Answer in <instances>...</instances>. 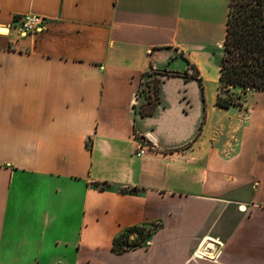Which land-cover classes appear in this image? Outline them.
I'll list each match as a JSON object with an SVG mask.
<instances>
[{
    "label": "crops",
    "instance_id": "obj_1",
    "mask_svg": "<svg viewBox=\"0 0 264 264\" xmlns=\"http://www.w3.org/2000/svg\"><path fill=\"white\" fill-rule=\"evenodd\" d=\"M229 6L0 0V264H264V90L216 103Z\"/></svg>",
    "mask_w": 264,
    "mask_h": 264
},
{
    "label": "trees",
    "instance_id": "obj_2",
    "mask_svg": "<svg viewBox=\"0 0 264 264\" xmlns=\"http://www.w3.org/2000/svg\"><path fill=\"white\" fill-rule=\"evenodd\" d=\"M192 75L197 77L195 72ZM160 81L161 78L155 77L154 83H148L155 94ZM250 88L264 90V0H230L216 103L222 108L240 106L244 93ZM234 89L240 92L234 93ZM142 113L150 111L142 110ZM95 185L101 189L111 187L107 182H95ZM121 191L132 192L136 188H121ZM159 227L158 223L129 226L114 237L112 248L122 253L147 246L151 234Z\"/></svg>",
    "mask_w": 264,
    "mask_h": 264
},
{
    "label": "built area",
    "instance_id": "obj_3",
    "mask_svg": "<svg viewBox=\"0 0 264 264\" xmlns=\"http://www.w3.org/2000/svg\"><path fill=\"white\" fill-rule=\"evenodd\" d=\"M44 21H45L44 18L40 15H35V14L25 15L21 21V31L23 33L35 32L42 27ZM213 251L214 248H211L208 244L206 245L200 244L196 249V251L194 252V255L197 258H204L209 255L212 256Z\"/></svg>",
    "mask_w": 264,
    "mask_h": 264
},
{
    "label": "rangeland",
    "instance_id": "obj_4",
    "mask_svg": "<svg viewBox=\"0 0 264 264\" xmlns=\"http://www.w3.org/2000/svg\"><path fill=\"white\" fill-rule=\"evenodd\" d=\"M218 52H221V50H218ZM215 56V55H214ZM218 60H219V56H218ZM211 73H213V78H214V76H215V71H216V69L215 68H211ZM212 75V74H211ZM145 80V82H144V84H145V86L143 87V90H145L146 92H147V94H152V88H151V90H150V87L151 86H149L148 85V83L151 81V82H153V81H155V77H151L150 79L148 78V79H144ZM215 80L213 79V80H211V83H209L208 84V86H207V88H208V92L209 93H211L212 94V92L214 93V95H216V88H217V85L215 84V82H214ZM154 83V82H153ZM154 86V85H153ZM151 91V92H150ZM235 92H240V89H234V93ZM153 93H154V90H153ZM243 98H245V97H243ZM233 112L234 111H231V115L233 114ZM134 236V235H133Z\"/></svg>",
    "mask_w": 264,
    "mask_h": 264
}]
</instances>
